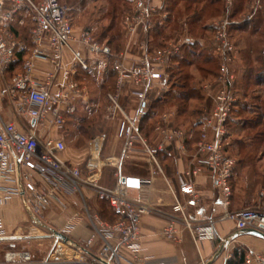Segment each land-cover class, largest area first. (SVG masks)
<instances>
[{"label":"built area","instance_id":"built-area-1","mask_svg":"<svg viewBox=\"0 0 264 264\" xmlns=\"http://www.w3.org/2000/svg\"><path fill=\"white\" fill-rule=\"evenodd\" d=\"M132 1L133 11L124 22L130 44L136 34L146 37L153 27L151 16L156 4V0ZM15 22L20 27L31 22L32 48L4 95L13 116L34 122V127L24 131L16 122L6 121L0 112V211L19 198L25 213L34 219L41 218L53 206L62 213L70 212L71 216L57 231L69 240L65 242L55 237L57 246L46 258L36 261L25 249L13 250L5 253L0 264H124L129 258H139L142 220L150 214L166 217L167 224L161 234L170 242H180L183 230L192 234L197 245L216 240L215 224L228 220L234 222L238 231L255 229L264 232V207L225 212L204 224L195 223L187 214V207L196 206L200 197L193 179L204 171L214 177L225 207L233 194L232 178L237 159L231 154L228 124L238 101L235 88L238 55L227 17L212 23L211 43L220 60L219 72L202 85L211 98V108L198 119L199 139L196 153L191 158V169L178 176L179 190L188 200L185 204L176 200L172 213L133 198L131 192H141L157 176H164L158 154L165 144L180 143L181 151L186 153V129L158 125L156 132L162 141L155 147L148 143L139 128V122L147 112L149 94L169 88L168 70L180 54L182 41L169 42L155 51H149L144 41L139 47V55L130 63L129 46L118 55L110 46L99 42L87 28L76 31L71 8L63 0H0V76L3 78L17 60L19 43L11 28ZM89 60H100L104 68L111 66L115 73V87L106 97V114L111 119H118V137L124 142L119 161L129 159L135 146L141 145L151 165L149 178L134 179L118 171L116 184L109 189L98 184L94 173L86 177L79 167L62 158L66 143L57 133L66 124L67 115L75 114L78 103L87 100L88 90L77 78L82 71L90 70ZM39 63H45L51 69L39 75ZM127 92L138 102L134 116L127 114L123 107ZM96 144L98 140L93 145ZM200 154L204 158L201 159ZM17 161L20 163L22 192ZM106 162L112 163V159ZM89 169L93 172L95 167ZM88 191L97 201L108 204L115 217L113 222L92 212L86 195ZM73 196L79 197L82 211L72 209L70 197ZM84 218L91 227V235L83 241L71 240L69 233ZM5 238L7 235L0 218V240ZM253 261L264 264V256L246 257V264Z\"/></svg>","mask_w":264,"mask_h":264},{"label":"crops","instance_id":"crops-1","mask_svg":"<svg viewBox=\"0 0 264 264\" xmlns=\"http://www.w3.org/2000/svg\"><path fill=\"white\" fill-rule=\"evenodd\" d=\"M161 1L156 0V3ZM84 13V10L76 9L73 20L80 21V19L84 17ZM23 18L26 19L25 16ZM27 24L31 26L30 31L28 36L25 35L26 37L20 40V45L26 46V38L27 40L29 39V44H27L29 54L32 48V24L31 22ZM74 26L76 27V31L91 27L75 25V23ZM89 62L91 65L90 70L87 71V74L82 71L79 78H77L81 85L87 88L88 95L86 101L78 103L76 113L84 112L86 106L92 107L95 111L93 114L95 122L90 131L91 138L86 139L80 136V133L77 132L78 130L69 123L73 115H67L66 128L58 130L57 133L64 138L66 143V151L62 153V158L70 164L79 167L82 174L86 177L94 173V179L97 180L98 184L109 189L114 188L116 184V173L118 171H121L124 176L134 179L149 178L151 175V165L148 163L147 157L143 154V147L141 145L137 144L135 146V152L129 159H125L122 162L119 161L122 155L124 142L118 137V119H111L106 114V97L109 92L106 95L100 96L101 82L105 75L107 76V72L109 70L113 72V70L111 66L104 68L100 60L95 62L89 60ZM39 67V75L51 69L50 66L45 63H39ZM16 73L17 72L6 74L4 78L0 76V112L6 121L16 122L18 126L25 131V128L34 127V122L25 119H16L4 95L6 87L11 84L12 78ZM113 75L115 77L114 72ZM238 77L239 79L242 78V73L240 71H238ZM115 83L116 78L114 87ZM164 93L167 92L158 90L154 97L157 98L158 94L162 95ZM148 99L146 105L147 112L145 117L140 120L139 128L142 135L148 140V143L156 147L162 141L156 132L158 125H162L165 128H173L176 124L177 113L174 109L166 111L161 118L154 123L153 129L148 130V126L151 125V123H148V117L151 115L149 114L150 105L152 102L151 100L154 98L148 96ZM123 107L127 114L134 116L138 107V102L127 92L123 98ZM235 119L237 120V118ZM180 128L187 130V139L185 141L186 153L181 151L180 143L174 142L165 144L163 150L158 154L164 176H157L152 184L144 188L141 192H131L133 198L145 201L165 213L173 212L176 200H179L182 204L187 202L188 197L183 195L179 190L178 176L185 175L190 171L191 158L197 150L196 143L198 141V136L194 140L191 124L186 123ZM95 140H98V144L93 145ZM231 151L233 152L231 154L235 156L236 152L234 148ZM199 157L202 159L204 155L200 154ZM107 159H112V163L108 164L106 162ZM90 166L95 167L93 172L90 171ZM241 175L242 169L239 168L234 175V187L232 185L233 194L227 207L224 206V200L210 172L204 171L195 177L193 180L197 185L200 197L196 206L187 207V214L189 217L197 224H204L209 219H218L225 212H237L241 210L243 205L238 198L240 194L242 195V189L241 186H239V182L242 181ZM86 195L89 198L92 212L100 215L101 203L97 201L92 192L88 191ZM70 201L74 211H82L79 197H70ZM104 215L100 216L102 217ZM70 216V212L62 213L57 206H53L51 209L45 211L41 218L34 219L25 213L20 199L15 198L8 208L0 211V218L3 220V228L7 235V238L0 240V263H3L4 255L8 251L27 250V244L33 243L34 240L43 242L42 238H48L47 234L50 229L51 232L49 234L52 235L53 231H58L66 224ZM102 218H106L105 220L110 221L107 215ZM24 222L29 225L28 228L22 226ZM166 224L167 220L164 215L150 214L145 216L142 220V250L139 258H129L124 264H226L231 256L229 251L235 246L245 247L249 253L247 256H264V240L252 235H242L235 228V224L231 220L217 222L215 224L218 233L216 240H206L198 245L194 241L192 234L187 230L181 232V241L178 243L164 239L161 233ZM91 232L90 225L84 220L69 233V237L73 241H83L91 235ZM51 238L52 240L50 241L55 243L53 247L56 248V238L54 236ZM64 250L67 251V249ZM27 251L32 254L34 260L39 261L46 258L53 250L44 255H42V253L37 254L38 252H32L30 250ZM69 252L70 251H68V253ZM251 264L258 263L253 261Z\"/></svg>","mask_w":264,"mask_h":264},{"label":"trees","instance_id":"trees-1","mask_svg":"<svg viewBox=\"0 0 264 264\" xmlns=\"http://www.w3.org/2000/svg\"><path fill=\"white\" fill-rule=\"evenodd\" d=\"M63 1L71 8L73 19L76 9L84 10L83 6L86 5L85 2L87 0H73L71 3H73L74 6L70 4V0ZM121 2H123V4L128 2V9L130 8L131 3L129 0H120V3ZM235 2L232 3L230 0H164L163 7L167 5V11L170 15L167 19H164L165 21H163V24L155 23L148 31L145 41L149 47V51L163 48L169 40H174L176 35H178V37H184L179 35H185L186 38L182 39L180 54L173 59L172 67L168 70L170 73V79L168 81L170 90L162 95L158 94L157 98L154 97L156 96V93L149 94L150 98L154 99L151 100L152 102L150 105L149 114L151 115L148 117V123H151V125L148 126V130L153 129V126L155 125L154 123H156L166 111L174 109L177 113V120L176 124L174 123L175 125L173 128H180L184 124L190 123L194 140L197 136L199 139L198 119L204 113L203 108L206 104V99L200 87L204 81L217 76L220 65V60L215 56L214 48L211 43L213 37L212 23L216 19H220L222 17H227L229 20L230 18L233 19L232 17L239 12L238 10L241 11L245 8L247 0H241V3L240 0H238L237 4ZM234 3L236 5H234ZM124 11L125 13L127 12L126 10ZM115 12L116 9L113 8V12L109 15L111 17V22L109 25L102 27L100 33L94 32L92 27H88V30L91 31L99 42L107 44L113 52L118 53L124 49L126 38L124 34L123 19L121 17V21L118 23L119 21L117 22L116 20L117 12ZM212 12L214 13L211 14ZM251 13L252 19L246 20V24L248 26H252L253 24L256 26L260 25V17H262L263 14L260 13L258 9L256 11H252ZM21 16L22 15L18 16L17 21L21 18ZM230 22L229 31L234 30L233 26L235 24L237 25L235 21L230 20ZM30 27V24L20 27L17 22L13 23L11 26L19 46L16 50L17 60L11 66L7 74L18 72L22 69L25 56L29 52L27 45L29 44V39L27 40L26 38V46H21L20 40L26 37L25 35L28 36ZM115 28L116 31L113 32ZM258 28L260 27L258 26ZM248 63L249 62L247 60L246 64L248 65ZM84 72L87 74V71ZM252 74L253 71L251 69H245L242 78L239 79L238 77L237 84L235 86L238 101L228 127L232 130V132H230L232 136L235 135V133L242 132L244 130L255 132L258 128L262 131H259L256 135H252L251 139L255 147H251L249 150H246L248 147L243 144V140L239 137L235 139L234 145L232 143L231 150L236 148L237 156V164L234 169L232 183L237 170L239 168L243 169L245 164H247L246 161L251 158L250 155L255 154L256 151H259L260 146L264 145V123L259 121L258 115L257 118L252 120L249 125L246 123V126L241 127H239L240 120L235 119L237 118L240 109H245V105L242 106V100L244 95L247 96L246 89L249 87ZM260 78L258 76L256 78V82L260 83ZM114 81L115 77L113 72L109 70L107 72V76L105 75L101 82L100 96L106 95L114 89ZM87 107L88 106L85 107L84 112L73 114L72 119L69 122L78 130L77 132L80 133V136L86 139L91 138L90 131L93 127V123L95 122V118H93L95 111L92 107ZM66 126L67 122L63 128H66ZM261 152L264 153V151ZM259 184L260 182L254 181L255 186H258ZM232 185L234 187V183ZM261 185L264 189V181ZM241 189L244 197H241V194L239 195L238 198L240 203L243 207L252 204L253 198L251 197L254 193V187L248 186L245 189ZM100 203L102 205L100 215H107V218L113 222L115 217L113 216L108 204L105 202ZM247 254L248 250L245 247L235 246L232 249L231 256L227 260L226 264H246Z\"/></svg>","mask_w":264,"mask_h":264},{"label":"rangeland","instance_id":"rangeland-1","mask_svg":"<svg viewBox=\"0 0 264 264\" xmlns=\"http://www.w3.org/2000/svg\"><path fill=\"white\" fill-rule=\"evenodd\" d=\"M72 1L73 0H70L69 2L72 6H74V4L71 3ZM230 1L232 3L236 1L235 3L236 4L238 3L237 2L238 0H230ZM129 2L131 3V5H130V8L128 9L129 7L128 2L123 4V2L120 3V0H87L85 2L86 5L83 6L85 10V13L83 14L84 17L80 19V21L75 20L74 23L75 25L91 26L94 29V32L100 33L101 28L109 25V23L111 22V17L109 15L110 13L113 12V8H115L117 12L116 14L117 22L119 21L118 23H120L121 17L123 19L122 21H123V27H124V34L126 38L124 49L118 52L117 54L119 55L125 52L129 46L130 53H131V56H130L131 58L129 59L131 60H129L128 62L131 63V61L135 60L137 56L139 55V52H140L139 47L141 43L145 41V37L142 36L141 34H136L135 37H133L132 44L129 43L130 37L128 36V30L124 24L125 18L132 13L133 8H134L133 1L129 0ZM163 2L164 0L155 4V12L151 16V21L153 22V26L155 23L163 24L164 23L163 21H165L164 19H167L168 16L170 15L169 12L167 11V5L163 7ZM235 3L234 5H236ZM240 3H241V0H240ZM257 9L259 10L260 13L263 14V16L260 17L261 23L260 25H258L260 28H258V26H256L255 24H253L252 26L251 25L248 26L246 24L247 22L246 20L252 19L251 12L256 11ZM124 10H126L127 12L125 13ZM238 11L239 12H237L236 15L232 17L233 19L230 18L231 21H235L237 23V25L235 24L233 26L234 30L230 31L231 39L236 44V50H237V55H238L236 71H240L242 75L244 74L245 69H251L253 71L252 79L249 82V87L248 89H246L247 96L244 95V98L242 100L243 101L242 106L245 105V109L244 110L240 109V112L237 115V120L238 119L240 120L239 127H241V126H246V123H248L249 125L252 120L257 118V115H258L259 121H262V123H264V55H263L264 54V0H247L245 4V8H243L241 11L240 10ZM213 13L214 12H212L211 14ZM74 17L75 15L73 16V18ZM216 20H219V19H216ZM114 31H116V28L113 30V32ZM179 36H184V37H178V35H176L177 38L175 37L174 40L173 39L169 40L168 43L172 41H176L180 43L182 39L186 38L185 35H179ZM147 48H149L148 45H147ZM246 58L249 62L248 65L246 64V61H247ZM258 76L259 78L261 77L260 83L256 82V78ZM209 80L211 79L204 81L202 85L205 82H208ZM202 85L200 88L206 99V104L203 108V112L206 113L211 108V98L204 91ZM169 90H170V86L165 91L168 92ZM259 131H262V130L257 128L255 132L244 130L242 132L235 133L234 136L230 135L231 146H232V143L234 145L235 139L239 137L240 139L243 140L242 141L243 144L246 147H248V149L246 150H249L251 147H255L251 137L252 135H256V133H259ZM230 132H232L231 129H230ZM234 151L236 152V148H234ZM261 151H264V145L260 146L259 151H256L255 154L250 155L251 158L248 161H246L247 164H245L244 168L242 169V175H241L242 181L239 182V186H241V188L243 189H245L248 186L254 187V193L251 197L253 198L252 204L245 206L242 209L264 207V189L262 188V185H261V183L264 181V153ZM231 153L233 152L231 151ZM232 155L234 156V154ZM234 157L236 158V155ZM254 181H258L260 182V184L258 186H255ZM241 197H244V194H242ZM84 220L86 221L85 218ZM22 226H25L27 228L29 227V225L25 224V222L22 223ZM50 230L47 234L48 238H45V237L42 238L43 242L41 241L37 242V240H34L33 243L27 244L26 249L32 252H38L37 254L42 253V255L48 252H51V250H54L55 248L53 246L55 245V243L50 241L52 240L51 235L49 234L51 232ZM229 252L231 254L232 248L230 249Z\"/></svg>","mask_w":264,"mask_h":264},{"label":"water","instance_id":"water-1","mask_svg":"<svg viewBox=\"0 0 264 264\" xmlns=\"http://www.w3.org/2000/svg\"><path fill=\"white\" fill-rule=\"evenodd\" d=\"M17 168H18V177H19L20 190L22 192L23 191V186H22V181H21V170H20V163H19V161H17ZM239 233H241L242 235L243 234L252 235V236H255V237H258V238L264 240V232L259 231V230H255V229H245V230L239 231ZM52 236L58 237L59 239L65 241V242H67L69 240V238L67 236H65L62 233H59L57 231H53L51 237Z\"/></svg>","mask_w":264,"mask_h":264}]
</instances>
